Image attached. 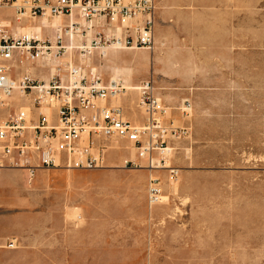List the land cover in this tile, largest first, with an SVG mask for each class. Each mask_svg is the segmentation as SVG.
Here are the masks:
<instances>
[{"label": "rangeland", "instance_id": "1", "mask_svg": "<svg viewBox=\"0 0 264 264\" xmlns=\"http://www.w3.org/2000/svg\"><path fill=\"white\" fill-rule=\"evenodd\" d=\"M0 14L5 20H13L10 9H1ZM66 21L64 18L63 22ZM14 26L16 23L13 21ZM20 26L26 24L21 23ZM32 33L33 36L38 35L35 30ZM52 36H55L53 29L44 30L43 40L53 42ZM64 41L69 44L67 38ZM234 41L233 55L229 49H220L218 56L224 62H199L202 72L219 74L218 81L225 84L194 87V95L186 96L175 107L164 103L169 107L168 117L174 118V125L188 126L189 133L185 138L170 143L173 150L166 156V164L178 168L177 178L170 180L167 169L153 171L161 181L163 195L168 198L164 197L161 204L152 208L153 214L148 217L152 229L136 231L145 233L146 238H151V242L156 244L159 260L108 264H264V5L242 17L239 38H234ZM237 41H240L238 47ZM129 51L110 52L115 55L113 61H121L117 64L122 68V75L118 78H130L125 75L133 70L130 61L142 67L144 60L141 56ZM67 55H61L56 64L64 78L66 63L71 60L73 64L79 63L76 50ZM200 56L210 59V55ZM90 57V60H82L88 69L94 67L93 56ZM101 58L100 62H103L104 58ZM38 62L41 66L36 65ZM21 66L23 70L24 67H36L34 73L33 70L29 73L37 80L44 77L48 80L56 73L45 61L32 63L23 60ZM215 66L219 67L218 72ZM126 84L135 85L129 80ZM127 94L117 99L118 104L114 103L124 108L127 117L133 115L135 118L138 114L136 120L141 119L139 113L144 112L139 107L138 92L130 90ZM187 102L190 104L189 117L183 118L181 108ZM10 104L31 106L25 98H18ZM116 142L111 145L122 149L109 150L107 159L110 160H106L105 168L72 170L75 178L71 175L66 179L70 186L58 188V194L50 199L42 192L46 183L39 172L31 184H28L25 172H3V182L14 200V203L9 200L3 206L9 221L21 223L28 228L25 234H29L33 232L30 230L32 224L48 221L47 211L51 209L55 219L63 223L65 231L62 232L65 233L74 222L86 220L83 209L85 197L98 214L103 212L106 201L111 200L113 206H120L116 192L121 188L110 173L114 170H123L125 174L136 172L135 179L140 182L147 169L121 168L116 160L129 155L123 149L129 143L122 146L120 141ZM74 181L78 185L71 186ZM52 182L55 184L56 179ZM108 191L112 193L108 195ZM22 194L25 199L21 202L17 197ZM8 224L0 227V234L13 231L12 224ZM20 247H24L23 243ZM65 264L74 263L68 261Z\"/></svg>", "mask_w": 264, "mask_h": 264}, {"label": "built area", "instance_id": "2", "mask_svg": "<svg viewBox=\"0 0 264 264\" xmlns=\"http://www.w3.org/2000/svg\"><path fill=\"white\" fill-rule=\"evenodd\" d=\"M1 9H11L15 23L61 16L68 22L64 34L56 31L54 43L35 36H15L17 26L0 16V169H26L30 183L40 168L102 169L109 150L122 149L111 143L124 141L129 143L123 148L129 155L123 159V168L152 173L167 169L170 180L177 178L179 170L166 164V156L173 150L170 143L188 136L189 128L174 125L153 82L145 80L133 86L144 112L143 122L136 123L121 105L113 104L132 87L121 78L104 83L96 69H88L81 60L96 49L111 46L151 50L156 0H0ZM73 14L77 21L72 20ZM78 19L86 24L82 26ZM67 37L69 44L64 41ZM71 49L79 53V63H66V78L57 72L48 80H37L21 66L23 60L35 63L59 58ZM18 98L28 99L31 106L10 104ZM189 109L190 104L184 103L181 117H189ZM163 192L159 177L150 175L149 207L163 202ZM1 246L9 250L19 247L16 238Z\"/></svg>", "mask_w": 264, "mask_h": 264}, {"label": "crops", "instance_id": "3", "mask_svg": "<svg viewBox=\"0 0 264 264\" xmlns=\"http://www.w3.org/2000/svg\"><path fill=\"white\" fill-rule=\"evenodd\" d=\"M261 5H264V0H156L154 46L151 50L129 51L140 55L144 60L141 68L136 63L129 62L133 66V72H127L125 75L130 77L129 82L135 84L129 86H137L142 81L151 80L155 94L165 104L175 107L184 101L186 96L194 95V87L225 84L218 81L219 74L202 72L203 67L199 62H224V59L218 56L220 49H229V53L233 55L234 38H239L242 17ZM0 16L3 18L1 14ZM37 25L39 21L29 24V27L32 30ZM236 44L238 47L240 41ZM110 52L107 57L99 49L92 52V68L96 69L104 83L122 75V68L117 66L121 61H113L115 55ZM203 54L210 55V59L202 58L200 55ZM101 57L104 58L103 62H100ZM36 65L41 66L39 62ZM214 69L217 71L219 67L215 66ZM31 70L34 73L36 67L33 66ZM221 78H224L223 75ZM40 80H46V77ZM122 80L125 83L128 81ZM139 114L141 119L136 120L138 114L135 118L133 115L128 118L143 122L144 115ZM120 142L122 146L125 144L124 141ZM125 157L121 156L116 160L121 168ZM12 170L25 172L29 177L26 169H0V227L9 222L13 228L11 232L0 234V264H65L68 261L74 264H108L159 260L160 252L156 244L151 242V238H146L145 233L136 232L152 229V222L148 217L153 214V207H149L147 201L149 171H144L145 175L140 182L135 179L136 172L125 174L123 170H114L110 173L121 188L116 192L120 206H113L111 200L106 201L103 212L98 214L91 201L85 197L84 222H74L71 229L64 233L63 223L55 219L50 209L47 211L48 221L32 224L30 230L33 232L25 234L28 228H24L19 222L9 221L3 211V206L8 204L9 200L14 203L2 178L3 172ZM71 171L40 168L35 171L33 181L38 172L45 177L46 186L42 188V192L50 199L58 194V188L70 186L67 185L66 179L71 175L75 178V173ZM53 179H56V185L52 182ZM75 184L78 185L77 181L71 186ZM111 193L112 191H108V195ZM24 199L23 194L17 197L21 202ZM79 218L81 219V216ZM13 236L21 238L19 240L15 237L19 247L13 250L2 248L1 245L14 238ZM21 243L24 246L22 249Z\"/></svg>", "mask_w": 264, "mask_h": 264}, {"label": "bare ground", "instance_id": "4", "mask_svg": "<svg viewBox=\"0 0 264 264\" xmlns=\"http://www.w3.org/2000/svg\"><path fill=\"white\" fill-rule=\"evenodd\" d=\"M6 10H8V9H6ZM11 10V9H10ZM12 13H13V11H12ZM64 18H66L67 19V21L66 22H63L64 21ZM13 20H8L7 19V24H9V22H13L14 21V14H13V18H12ZM72 20L73 21H77V18H75V15L73 14L72 15ZM79 21H80V23L82 24V26H84L86 23L84 22V20H82V19H78ZM39 21V25H37V26H35L34 27V29H30V27H29V24L30 23H37ZM52 21H55L56 23H53ZM15 22V21H14ZM68 22V18L67 17H64V16H61V17H53L52 18V20L51 21H49V19L47 18V17H37V18H34V19H32V20H30V19H25L24 21H22L21 23H25L26 24V26H20L21 25V23H17L16 22V26H17V28H15V30H14V35L15 36H18V35H27V36H29V37H31V36H33V31L35 30V31H37L38 32V35H34L35 37H37L38 39H40V40H43V30L44 29H49V28H51V29H53V32H55L56 33V31L57 30H61V33L62 34H64V32H65V29H64V26H65V24ZM15 26V27H16ZM18 30H19V32H18ZM25 32L24 34H22V32ZM120 31V30H119ZM119 31H118V33H119ZM90 35H92L93 36V33H94V30L92 29L91 31H90ZM117 33V34H118ZM73 36H72V39H74V37H75V34H72ZM56 36V35H55ZM55 36H52V39H53V42L55 43ZM79 37V36H78ZM67 40L69 41L70 39L67 37ZM100 51H101V53L102 54H105L104 56H106L110 51H114V50H135V49H116V48H114L113 46H111V47H109V49H106V48H101V49H99ZM73 50L71 49L70 51H68V53H66L65 54V56L64 57H68V55L67 54H71V52H72ZM90 56H92V55H90ZM90 56H88V57H86V58H81V60H86V59H88ZM103 56V57H104ZM69 58H70V56H69ZM38 61H45V62H48V64H50V66H49V68H50V70L51 71H56V73L58 72V70H57V65L56 64H58L59 63V58H57V57H55V58H51V57H49V58H47V59H45V58H43V59H39ZM72 61V60H71ZM45 64V63H44ZM56 66V67H55ZM26 69V70H25ZM31 70V68H29V67H24V71H27V72H29ZM54 75V74H53ZM52 76V75H51ZM115 79H118V77H116ZM115 79H113V80H115ZM132 88H130L129 89V91L130 90H134L135 91V88L133 87V86H131ZM136 87V86H135ZM125 95H128L127 94V92L125 93ZM117 99L114 101L113 100V104H116L117 102ZM114 102H116V103H114ZM118 104V103H117ZM133 121H135L136 123H137V121L136 120H133ZM141 123V122H140ZM133 153H135V150H133L132 151ZM153 173L151 172V171H149V176L150 175H152ZM172 186H175L174 185V183H170ZM164 197H166V196H164Z\"/></svg>", "mask_w": 264, "mask_h": 264}]
</instances>
